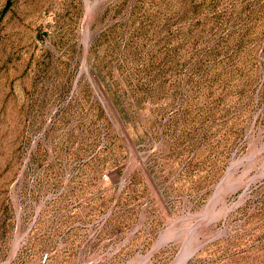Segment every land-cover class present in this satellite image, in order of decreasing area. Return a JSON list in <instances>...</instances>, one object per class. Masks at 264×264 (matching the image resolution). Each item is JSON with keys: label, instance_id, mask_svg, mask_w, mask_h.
Listing matches in <instances>:
<instances>
[{"label": "rangeland", "instance_id": "obj_1", "mask_svg": "<svg viewBox=\"0 0 264 264\" xmlns=\"http://www.w3.org/2000/svg\"><path fill=\"white\" fill-rule=\"evenodd\" d=\"M189 248L264 264V0H0V264Z\"/></svg>", "mask_w": 264, "mask_h": 264}, {"label": "bare ground", "instance_id": "obj_2", "mask_svg": "<svg viewBox=\"0 0 264 264\" xmlns=\"http://www.w3.org/2000/svg\"><path fill=\"white\" fill-rule=\"evenodd\" d=\"M205 228V227H204ZM198 232V231H197ZM198 238V237H197ZM195 246V245H194ZM193 246V247H194ZM194 248H189L184 254L179 258L177 264H185L189 256L193 253ZM147 259V258H146Z\"/></svg>", "mask_w": 264, "mask_h": 264}]
</instances>
